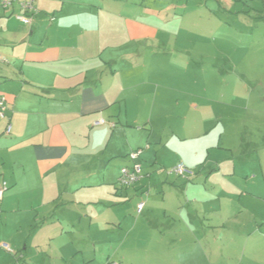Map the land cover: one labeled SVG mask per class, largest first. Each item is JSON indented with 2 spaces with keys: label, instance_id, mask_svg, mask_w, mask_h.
I'll return each instance as SVG.
<instances>
[{
  "label": "rangeland",
  "instance_id": "rangeland-1",
  "mask_svg": "<svg viewBox=\"0 0 264 264\" xmlns=\"http://www.w3.org/2000/svg\"><path fill=\"white\" fill-rule=\"evenodd\" d=\"M143 1L151 10L183 14L173 24L179 30L175 51L164 47L161 53L182 61V85L162 92L180 111L154 126L149 141L132 119L128 142L124 135L110 142L109 130H94L72 176L85 187L83 199L94 202L87 205L89 218L70 225L61 212V219L50 213V224L24 239L31 244L27 263L170 264L169 250L177 244L174 264H264V0ZM153 114L134 115L144 121ZM142 143L144 149L152 145L144 157L157 159L148 172L150 198L140 197L125 212V203L114 210L96 204L112 183L118 189L122 154ZM107 148L121 156L108 157ZM180 163L196 175L162 184L166 171ZM17 228L11 222L1 230L13 237Z\"/></svg>",
  "mask_w": 264,
  "mask_h": 264
},
{
  "label": "crops",
  "instance_id": "crops-1",
  "mask_svg": "<svg viewBox=\"0 0 264 264\" xmlns=\"http://www.w3.org/2000/svg\"><path fill=\"white\" fill-rule=\"evenodd\" d=\"M2 1L0 91L7 98V118H0V186L4 181L9 188L0 203V264H28L31 244L24 239H31L40 224L41 228L50 224V213L52 219L55 215L59 219L61 212L70 225L89 218L87 205L94 202L84 200L85 187L72 181L76 160L86 149L85 139L89 145L94 130H109L110 142L121 135L128 142L132 119L149 141L154 126L168 113L180 111L175 102H166L162 92L166 85L174 89L182 85V61L161 53L164 47L175 51L179 30L173 24L183 14L173 17L177 9L170 8L151 10L143 0H36L29 27L16 17L22 13L19 2L25 0H11V8L2 7ZM161 1L164 5L166 0ZM151 52L155 54L148 60ZM145 111H153L154 118L143 121L134 115ZM98 121L102 124L95 125ZM9 122L12 130L6 134ZM144 145L131 148L143 150L140 182L122 190L112 183L111 192L99 193L102 197L96 204L112 209L125 203V212L140 197L150 198L148 172L157 159L144 157L152 148L148 144L140 148ZM160 145L161 140L153 147ZM106 151L108 157L121 156ZM129 153L122 154V167L131 165ZM168 171L162 184L189 180ZM73 216L76 220L71 222ZM11 222L18 227L13 237L1 230ZM160 223L149 226L156 229ZM58 235L67 236L64 230ZM3 245L13 247V252ZM177 249L176 244L169 250L170 264Z\"/></svg>",
  "mask_w": 264,
  "mask_h": 264
},
{
  "label": "built area",
  "instance_id": "built-area-1",
  "mask_svg": "<svg viewBox=\"0 0 264 264\" xmlns=\"http://www.w3.org/2000/svg\"><path fill=\"white\" fill-rule=\"evenodd\" d=\"M35 1L36 0H25L19 2L20 9L22 10L21 14H18L17 19L26 26H32L33 23V15L36 11L35 9ZM4 8H11L13 5V1L11 0H3L1 3ZM54 20V19H52ZM3 61L2 56L0 55V62ZM7 101L4 96L0 94V118H7ZM102 121H98L95 125H101ZM12 130V125L9 122L6 127V134H10ZM143 153L142 149L135 150L128 155V158L131 161V165L122 167L120 170V175L118 178V189H126L133 187L143 177V166L140 162V157ZM169 174L175 175L177 177L184 178H192L196 174L192 170L188 169L183 163H180L174 167H172L169 171ZM8 184L6 182H2L0 186V203L2 202L6 191L8 190ZM145 208V202H141L138 205V212H142ZM3 248L8 252H13L12 249L8 245H3ZM108 264H117L116 262H109Z\"/></svg>",
  "mask_w": 264,
  "mask_h": 264
}]
</instances>
